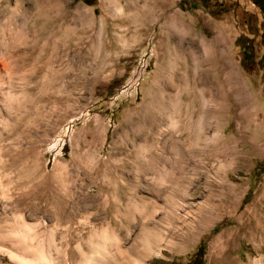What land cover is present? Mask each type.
<instances>
[{
    "label": "rangeland",
    "instance_id": "obj_1",
    "mask_svg": "<svg viewBox=\"0 0 264 264\" xmlns=\"http://www.w3.org/2000/svg\"><path fill=\"white\" fill-rule=\"evenodd\" d=\"M0 264H264V11L0 0Z\"/></svg>",
    "mask_w": 264,
    "mask_h": 264
},
{
    "label": "bare ground",
    "instance_id": "obj_2",
    "mask_svg": "<svg viewBox=\"0 0 264 264\" xmlns=\"http://www.w3.org/2000/svg\"><path fill=\"white\" fill-rule=\"evenodd\" d=\"M199 45L197 46L198 50L201 48L208 53V61L211 56H215L219 62H222L221 67H217L216 79L219 82V88L217 89L219 93L224 92L227 87H230L234 83L240 82V76L234 66V63L231 61L230 57L225 53V42L221 40H216V42L208 43L204 39H200ZM220 73L222 76L220 77ZM223 94V93H222Z\"/></svg>",
    "mask_w": 264,
    "mask_h": 264
},
{
    "label": "trees",
    "instance_id": "obj_3",
    "mask_svg": "<svg viewBox=\"0 0 264 264\" xmlns=\"http://www.w3.org/2000/svg\"><path fill=\"white\" fill-rule=\"evenodd\" d=\"M87 5H93L94 0H84ZM253 4L260 9V12L264 11V2L263 0H252ZM243 60H242V65L245 67L246 62L248 61V58L246 55H249L248 52L243 51ZM246 202L245 197L243 198V204Z\"/></svg>",
    "mask_w": 264,
    "mask_h": 264
},
{
    "label": "flooded vegetation",
    "instance_id": "obj_4",
    "mask_svg": "<svg viewBox=\"0 0 264 264\" xmlns=\"http://www.w3.org/2000/svg\"><path fill=\"white\" fill-rule=\"evenodd\" d=\"M263 2H264V0H263Z\"/></svg>",
    "mask_w": 264,
    "mask_h": 264
}]
</instances>
